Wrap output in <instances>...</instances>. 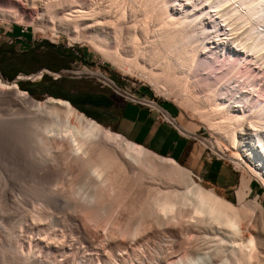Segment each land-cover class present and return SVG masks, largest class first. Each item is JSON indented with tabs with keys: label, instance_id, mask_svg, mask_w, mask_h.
Returning a JSON list of instances; mask_svg holds the SVG:
<instances>
[{
	"label": "rangeland",
	"instance_id": "374dc122",
	"mask_svg": "<svg viewBox=\"0 0 264 264\" xmlns=\"http://www.w3.org/2000/svg\"><path fill=\"white\" fill-rule=\"evenodd\" d=\"M33 1L6 0L5 2L0 0V26L11 27L15 30L24 29L35 43L53 44L58 49L74 50L79 54L77 55L79 59L71 62L70 67L62 69L61 71L64 73L62 76L58 74L60 71L56 72L55 70L46 69V72L40 67L53 62H50L45 58V55H42L43 52H49V49L45 47L39 50V52H42L39 54L40 59L34 63L35 68H39L36 72L32 74L20 73L13 80H9L3 76L0 70V76L3 79L8 83H17L19 85V82H21L25 86H30L40 82L44 76L53 80L63 78L62 85L64 90H68L70 95H76L80 89L91 90L96 86H101L106 90H117L118 93L126 97L129 96L128 98L138 97L153 100L165 110H170L176 114L178 125L184 126L187 131L186 134L192 139V142H196L198 152L201 153L199 166L191 168L177 161L180 166L190 171L191 176L194 178L192 179L196 183L202 184L205 188L226 198L237 207H241L244 202H253L255 200L264 207V185L252 171L244 164H241V161L234 158V150L221 137L213 133L206 124V120L204 121L206 118L202 112L206 108L209 110L210 107H202V109L201 106L203 104H200L202 103L200 99L203 100L202 97L207 93V89L205 91L203 87L210 85L212 82L206 81L205 74H201L200 70L196 71L198 68L197 64H195L196 67L193 66L192 73L190 72L191 69L185 71L186 73L184 72L182 75H177L179 78L176 76L178 80L180 78L184 79L182 81L179 80L180 82L173 80L172 78L175 77L172 76L171 79L169 78L171 81L166 80V82L163 80L166 83H171L166 85V88H168L166 91H159L150 82L140 77V71L130 75L123 73L118 66L113 65L111 58H114V55L110 56L116 52L115 45L110 46V50L108 49L109 51H112V48L115 49L111 54L110 52L107 53L108 51L104 52L110 55H108V58L103 51H99L89 40H86L87 38L79 36L78 39H74L77 38L75 34L66 33L60 29L57 25L58 19L50 18V15L44 11L40 4L41 2L32 4ZM124 1L125 6V3L129 4V6L132 3L130 0H128L130 2ZM100 2L104 3V0ZM175 2L177 0L173 1V3ZM178 3L186 4L187 1L178 0L175 3L177 6L175 8L179 9ZM188 6L191 7V5ZM3 8L8 9V12H4ZM64 9L59 10V16L66 12ZM51 19L54 20V23ZM55 21L57 22L55 23ZM206 22L213 26L208 18ZM205 35L201 36L204 37ZM211 36L213 38V35ZM227 51L223 49V51L215 55L217 62L219 61L218 68H222L221 64L224 65L228 59L232 60L230 57L224 58L226 55L229 56ZM237 55L239 56L241 53L237 52L235 57ZM214 59V56L209 58L203 55L199 65L202 63L201 65L205 66L204 68L206 69V66L209 63H213ZM247 60L250 61L251 58H247ZM23 67L26 70L32 69L27 63H24ZM251 69L256 73L253 78L256 75L258 77L259 68H255V65H252ZM8 72L11 74L15 73L13 71ZM19 76L21 77L19 78ZM184 76H186V79ZM257 77L254 78L256 81H258ZM204 78L206 83H204ZM189 79L194 83L190 85L191 82L187 81ZM185 80L186 83L184 82ZM202 81H204V84ZM183 82L184 85L186 84L185 86L183 84L180 85ZM178 87L179 89L182 88L179 90ZM33 88L36 91L39 90L38 87ZM189 93L190 95H188ZM30 95L40 100L54 97L49 94ZM197 96H200L199 100L201 102L197 100ZM197 105H200V107ZM200 109H202L201 113ZM8 111L0 109V264H168L170 260L174 259L175 261H183L185 264H189V259H191L193 264H233L232 248L233 246H238L233 244L231 237L226 233L224 234V231H205V229L197 226L194 218L186 216L185 213L189 211L188 208H184L188 209L184 214L174 213L176 217L180 215V218H175L174 214L173 218L171 213L166 214L167 216L164 214L159 216L158 213H161L156 211L155 208L152 210L156 212L149 211V208H152L148 201V199H151L149 198L152 195L151 192L153 193L159 188L164 189L167 184L164 182L168 180L166 177L161 176L162 173L159 170V172H147L148 175L151 174L150 178L152 176L153 178H160L159 180L157 178L154 180L156 183L153 179L150 180L147 174L146 180L144 178H142L144 179L143 181L139 180V177L137 178L136 176L139 171L135 166L134 170L138 172L131 169L133 166H128V169L125 167L127 169L126 172L128 171L124 173L125 175H122V171L116 173H121V176L117 177V175L114 178V180L116 179L115 182L112 180V183L115 184L120 182L116 188L113 187L110 181L105 183V179H101L102 177L97 178L92 175L94 180L92 181L91 174L89 176V171H87L89 169L84 161L88 160L90 156L86 154H84L86 156H82L81 152H78V155L77 152L70 151V143L67 140L62 141V138H54L52 136L49 138L51 153L49 154L56 158L51 163L40 164L39 160L42 157V149L38 147L40 143L38 142L37 144L36 139L32 137L34 135L29 127H24V131L19 133L18 129L12 126L10 122L14 120L15 116ZM102 119L104 123L110 122L107 116L102 117ZM103 125L114 132H118L114 124ZM18 136L24 143L17 142L19 141ZM33 140L35 141L33 142ZM13 141L17 142V144L13 145ZM29 142L32 143L30 144ZM31 146L33 147L32 150L35 147V150H33L35 153L31 150ZM27 148L30 150L31 155L32 152L35 154V158L33 155L23 157L19 152ZM38 152L41 157L36 154ZM27 154L26 156H28ZM31 157L38 159L35 162H39L40 165L36 167L34 160H32L33 162L31 161ZM27 159L34 166L30 165L26 161ZM209 165L214 167L210 169ZM134 175L141 184L137 182L138 180L135 179ZM195 176L200 177L201 180H198ZM207 176H210V178H207ZM120 177L121 180L118 181ZM163 177L164 179L166 178L165 181ZM148 181H153L154 184H150ZM155 184L157 185L155 186L156 189L152 187ZM148 187L149 190H153L148 191ZM145 198H147V204ZM143 199L145 204L141 203ZM148 204L149 207H146ZM84 205L85 207H83ZM145 208L147 209L145 210ZM181 215L184 217H181ZM262 220L263 218L259 219L261 223ZM260 222H258V228H262L260 231L264 232V225L260 227Z\"/></svg>",
	"mask_w": 264,
	"mask_h": 264
},
{
	"label": "bare ground",
	"instance_id": "6f19581e",
	"mask_svg": "<svg viewBox=\"0 0 264 264\" xmlns=\"http://www.w3.org/2000/svg\"><path fill=\"white\" fill-rule=\"evenodd\" d=\"M3 1L6 2V0ZM100 1L34 0L32 4L41 2L44 11L50 15L49 17L54 20L58 19L57 25L60 29L66 33L75 34L77 38L74 39H78L79 36L87 38L86 40H89L103 53L108 51L107 53L110 52L111 54L116 48L117 53L113 51L114 53L111 56L108 54L110 57L114 55V58H111L113 65L118 66L123 73L130 75L140 71V77L150 82L159 91L168 89L166 85L171 82H168L169 84L166 82L171 81L169 78L175 77L172 79L177 81L184 80L181 78L178 80L177 75H182L185 71L191 69L190 72L192 73L193 66L197 64L196 71L200 70L201 74H205L206 81L212 82L210 85L203 87L205 91L207 89L205 96L202 97L201 95L203 100L200 99V96H197V100L202 101L200 103L203 104L201 108L210 107L209 110H207L208 108L204 109V112L201 111L203 108L199 110L206 118L204 121L206 120V124L213 133L221 137L234 150V158L241 161V164L252 171L264 185V0H186V4L178 3L179 9L175 8L177 7L175 3L178 0L175 3H173L174 0H130L132 2L130 6L127 3H125V6L124 0H104V3ZM130 1L127 0V2ZM171 3L173 4L171 5ZM188 5H191V7ZM35 7L37 6L35 5ZM60 9L66 11L61 16L58 15ZM2 10L8 12V9L3 8ZM207 18L213 26L206 22ZM204 34H206L204 37L201 36ZM211 35H213V38ZM112 45L115 46L112 48L113 50L111 49L112 51H109ZM223 49L228 50L229 54V56L225 54L224 58L230 57L232 60L228 59L226 61L224 59L226 63L224 65L220 63L222 68H218L219 61L217 62L215 55ZM237 52L241 55L235 57ZM203 55L209 58L215 57L213 63H209L206 69L205 66L201 65L202 63L199 65ZM247 58H251V60L248 61ZM252 65L260 70L257 73L258 77L256 75L258 81L254 79L256 77L253 78L256 73L251 69ZM184 77L186 79V76ZM163 80L167 81L164 82ZM190 80L187 81L191 82V85L194 82ZM254 80L256 83H254ZM184 82L186 83V80ZM184 82L180 85H184ZM200 100L199 102H201ZM150 103L161 110L168 121L176 125L168 112L164 111L157 103ZM0 109L9 110L8 112L15 116L14 120L10 122L12 126L18 129L19 133L24 131V127L31 129L35 136L32 137L36 139L37 144L38 142L41 144H38V147L42 149V157L39 152L36 153L41 157L40 164L51 163L56 158L50 155L49 138L52 136L62 138V141L67 140L70 143V151L77 152V154L81 152L82 156L84 154L89 155L90 157L87 156L89 159L84 160L89 169L87 170L89 176L91 174L90 177L92 175L97 178L102 177L101 179H105V183L110 181L115 188L119 186L120 182L115 184L112 183V180L117 175V177L121 176V173L122 175L127 173L126 170L131 166H133L131 168L133 170L134 166L137 168L139 172L136 171L139 175L136 173V176L142 181L147 178V172L159 170L162 175L159 174L168 180L163 177L164 181L166 180L164 183H167L164 189H160L158 186L159 189L155 190L157 185H153L155 191L151 192L152 195L148 191L153 189L149 190L148 187L147 193L151 198L148 201L150 207L152 206L149 211L155 208L156 211L161 213L157 212L159 216L171 213L174 218L175 212L184 214L189 209L185 214L192 219L194 218L197 226L205 229V231H224V234L226 233L231 237L230 239L234 242L232 243L238 246L232 248L233 264H251L253 262L263 264L264 232L260 231L262 228H258V222H260L259 219L263 218L264 220V207L257 200L244 202L241 207H237L226 198L205 188L202 184L196 183L190 171L180 166L175 159L163 157L140 144L130 141L122 134L114 132L93 118L88 117L67 100L54 97H47L42 100L36 99L27 91L22 90L18 84H7L1 77ZM18 138L19 141L17 142L24 143L19 136ZM14 141L12 143L16 145L17 142ZM28 148L26 150L30 153L29 149L32 150L33 147ZM26 150L19 151L23 157L31 155ZM33 150H35V147ZM33 152L32 155L35 158V152ZM28 160L26 161L28 162ZM32 160H34L36 167L40 165L39 162H35L38 159L32 158ZM31 161L28 163L34 166L33 161ZM118 171L122 172L116 174ZM136 176L134 175L135 179H137ZM195 177L199 180L198 176ZM156 178L157 180L160 179L158 177L153 178V176L152 178L149 177L153 181ZM91 179L94 181L93 177ZM120 180L121 177L118 181ZM115 181L116 179L113 182ZM153 181L148 182L154 184ZM164 183L163 185H165ZM118 198L120 199V196ZM145 200L147 201V198ZM145 200L143 199L141 203H144ZM149 204L146 207H149ZM152 211L156 212L155 210ZM169 216L171 217V215ZM177 217L175 216V218ZM263 220L262 223H264ZM262 223L260 222V227L264 225ZM189 260L188 263L191 264V259ZM168 264L185 263L174 259L170 260Z\"/></svg>",
	"mask_w": 264,
	"mask_h": 264
},
{
	"label": "crops",
	"instance_id": "0c3cea01",
	"mask_svg": "<svg viewBox=\"0 0 264 264\" xmlns=\"http://www.w3.org/2000/svg\"><path fill=\"white\" fill-rule=\"evenodd\" d=\"M53 46L57 49L55 45ZM35 47L41 50L47 46L45 43H35L27 32H22V29L15 30L11 27L0 26L1 73L14 75L8 71L16 72L17 70H20L19 74L36 72L39 68H35L34 62L30 60L16 61L20 54ZM24 63H27L32 69L26 70L23 67ZM40 68L46 72V69H49L46 65ZM96 87L99 88V95L110 99L114 105L109 110H102L91 105H86V108L100 117L107 116L110 122L105 124H114L115 129L127 139L163 157L175 159L191 168L199 166L201 153L198 152L196 142H192V139L186 134L187 131L184 126L178 125L177 122L175 125L160 118L157 111L151 110L147 106L135 104L125 95L118 93L117 90H106L101 86ZM163 110L167 111L177 121L176 114L164 108ZM208 167L211 169L214 166L209 165Z\"/></svg>",
	"mask_w": 264,
	"mask_h": 264
},
{
	"label": "trees",
	"instance_id": "16d2710c",
	"mask_svg": "<svg viewBox=\"0 0 264 264\" xmlns=\"http://www.w3.org/2000/svg\"><path fill=\"white\" fill-rule=\"evenodd\" d=\"M45 45L49 49V52H43V53L39 52V48L35 47L29 50L28 52L20 54L17 57L16 61L21 62V61L30 60L35 63L39 61L40 59L39 54L42 53V55H45V58L47 60H49L50 62H53L52 64H45L49 69H52L55 71H61L64 68L70 67L71 62L79 59L78 56L75 54V52H73L72 50L68 51V50H63V49H58V48L55 49V47L52 44H47V43H45ZM58 63L60 64L58 65ZM19 72L20 70H17L14 73V75H8L6 73H2V74L5 78L9 80H13L19 74ZM2 80L8 83L5 79L2 78ZM62 82H63V78L53 80L50 77L44 76L42 80L38 82L37 84L25 86L23 83L19 82V86L24 91L26 90L30 94L35 95V96H37L38 94H49L54 97L63 98L65 100H68L76 108H78L80 111L87 114L89 117H92L96 119L98 122L105 124L102 117L96 115L95 113L91 112L89 109L86 108V105H91V106L100 108L102 110H109L114 105V103L110 99L106 98L105 96L99 95L98 87H94L91 90L80 89L76 95H70L68 93V90H64V86L62 85ZM8 84L12 85L13 83H8ZM33 87H38L39 90L36 91L34 90Z\"/></svg>",
	"mask_w": 264,
	"mask_h": 264
},
{
	"label": "built area",
	"instance_id": "2783aa9c",
	"mask_svg": "<svg viewBox=\"0 0 264 264\" xmlns=\"http://www.w3.org/2000/svg\"><path fill=\"white\" fill-rule=\"evenodd\" d=\"M22 32H26L24 29H22ZM74 51V50H73ZM75 52V51H74ZM75 54L76 55H79L77 52H75ZM130 100H132L135 104H137V105H143V106H147L148 108H150L151 110H156L158 113H159V117L160 118H162V119H164V120H167L166 118H165V115H164V113L161 111V110H158L157 108H155L153 105H151V103L150 102H155V101H153V100H148V99H146V98H138V97H136L135 99H133V98H129ZM156 103V102H155ZM161 107V106H160ZM162 108V107H161ZM163 109V108H162ZM167 112V111H166ZM173 118V117H172ZM168 121V120H167ZM173 121H175V119L173 118ZM170 123H172L171 121H169ZM176 122V121H175ZM199 178V180H201L200 179V177H198Z\"/></svg>",
	"mask_w": 264,
	"mask_h": 264
},
{
	"label": "water",
	"instance_id": "95a60500",
	"mask_svg": "<svg viewBox=\"0 0 264 264\" xmlns=\"http://www.w3.org/2000/svg\"><path fill=\"white\" fill-rule=\"evenodd\" d=\"M59 75H64V73L62 72V71H60L59 73H58ZM65 76H68V75H65ZM63 100H65V99H63ZM68 101V100H67ZM70 102V101H69ZM71 103V102H70ZM72 104V103H71ZM73 105V104H72ZM74 106V105H73ZM75 107V106H74ZM76 108V107H75ZM78 109V108H77ZM94 120H96V119H94ZM97 121V120H96Z\"/></svg>",
	"mask_w": 264,
	"mask_h": 264
}]
</instances>
